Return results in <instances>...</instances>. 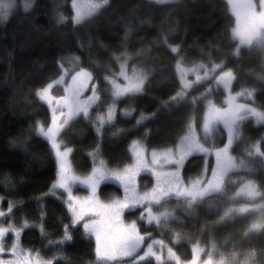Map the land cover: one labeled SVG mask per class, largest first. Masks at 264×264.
I'll return each mask as SVG.
<instances>
[{
	"label": "trees",
	"instance_id": "trees-1",
	"mask_svg": "<svg viewBox=\"0 0 264 264\" xmlns=\"http://www.w3.org/2000/svg\"><path fill=\"white\" fill-rule=\"evenodd\" d=\"M32 1L28 11L16 8L0 22V199L3 207L13 208L16 223L22 220L26 224L21 235L23 247L53 258L56 264H94V239L79 226L70 227L68 212L49 194L56 166L48 143L37 134L39 126L49 125V112L37 99L36 90L56 79L61 63L72 56L78 58L79 67L91 72L92 83L102 86L104 99H108L109 88L103 79L117 71L120 55L130 54L129 65L147 72L141 93L113 101L116 116L112 124L97 131L92 113L89 118L75 117L61 129L59 139L71 150L72 168L84 174L96 160H103L110 168L123 167L129 161L133 141L149 150L176 145L188 120L193 114L199 116L203 108L188 97L174 102L179 90L177 60L185 66L203 63L207 68L230 70L233 90L254 91L253 103L264 108V83L255 78L262 73L263 59L253 49L235 53L237 46L231 35L234 17L225 0L161 4L108 0L80 23H73L68 11V19L56 23L49 0ZM170 45L178 47L177 53ZM197 158L187 160L184 175L193 163L195 170ZM118 194L112 184L99 187L103 199ZM227 200L226 192L212 194L192 209L175 211L174 218L159 225L137 219L138 210L126 212L124 217L135 219L141 234L164 241L186 260L192 255L191 245L206 243L222 225ZM47 244H55L57 252ZM56 255L62 258L56 260Z\"/></svg>",
	"mask_w": 264,
	"mask_h": 264
},
{
	"label": "rangeland",
	"instance_id": "rangeland-1",
	"mask_svg": "<svg viewBox=\"0 0 264 264\" xmlns=\"http://www.w3.org/2000/svg\"><path fill=\"white\" fill-rule=\"evenodd\" d=\"M49 1L56 23L68 19L66 11L73 23H80L108 0ZM150 1L161 4L178 0ZM225 1L234 17L231 35L237 46L235 53L244 49L260 53L262 73L254 77L264 83V0ZM32 2L0 0V22L16 8L28 11ZM169 49L177 53L178 47L170 45ZM120 57L117 71L103 79L108 83V99H104L102 86L92 83L91 72L79 67L76 56L67 57L60 65V75L35 92L49 112V125L37 128L55 159V180L49 194L68 212L69 226H79L94 239V264L149 260L155 264H264V108L259 102L253 103L254 91L233 90L234 74L230 70L207 68L203 63L185 66L177 60L179 90L174 102L188 97L203 108L199 116L193 114L188 120L176 145L149 150L133 141L129 161L123 167L110 168L103 160H96L87 173L74 171L71 150L59 139L61 129L75 117L89 118L93 113L96 129L101 131L115 120L114 100L143 91L147 72L129 65L130 54L125 52ZM193 156L198 157L197 166L194 170V163L189 165L184 175L185 164ZM102 184L116 186L119 194L103 199L99 195ZM221 192L228 196L222 225L206 243L189 245L192 255L186 260L164 241L141 234L135 219L124 217V213L138 210L137 219L159 225L174 218L175 211L192 209L195 203ZM12 210L11 206L3 207L0 199V264H56L53 258L23 247L21 235L27 227L24 221L13 220ZM46 246L57 252L55 244ZM59 258L56 255L55 259Z\"/></svg>",
	"mask_w": 264,
	"mask_h": 264
},
{
	"label": "crops",
	"instance_id": "crops-1",
	"mask_svg": "<svg viewBox=\"0 0 264 264\" xmlns=\"http://www.w3.org/2000/svg\"><path fill=\"white\" fill-rule=\"evenodd\" d=\"M263 119H264V115H263V117H262ZM257 151H259L260 152V149L257 147V148H255ZM261 154V153H260ZM263 155V154H262ZM264 156V155H263ZM251 187H252V189H253V186L251 185Z\"/></svg>",
	"mask_w": 264,
	"mask_h": 264
},
{
	"label": "bare ground",
	"instance_id": "bare-ground-1",
	"mask_svg": "<svg viewBox=\"0 0 264 264\" xmlns=\"http://www.w3.org/2000/svg\"><path fill=\"white\" fill-rule=\"evenodd\" d=\"M181 40V39H180Z\"/></svg>",
	"mask_w": 264,
	"mask_h": 264
}]
</instances>
